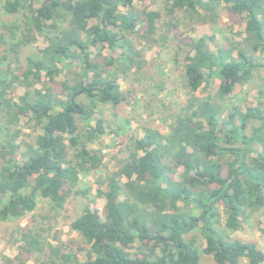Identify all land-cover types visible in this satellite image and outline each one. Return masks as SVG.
Masks as SVG:
<instances>
[{
	"label": "trees",
	"instance_id": "1",
	"mask_svg": "<svg viewBox=\"0 0 264 264\" xmlns=\"http://www.w3.org/2000/svg\"><path fill=\"white\" fill-rule=\"evenodd\" d=\"M160 2L149 11L133 0H0L5 12L20 16L0 24V220L34 212L38 197L50 203L48 214L21 227L17 254L3 264H25L31 256L53 264H199L202 253L216 264L264 261L255 241L231 235L264 211V92L256 105L233 106L223 115L235 83L248 82L264 66L254 55L264 57V0ZM222 4L245 21L242 42L212 49L210 37L201 36L178 47L190 96L168 133L143 126L142 136L129 138L124 157L99 181L98 195L107 200L103 216L84 205L69 224L82 243L47 242L49 215L64 207L67 193H79L81 174L105 166L101 150L88 146L105 133L94 113L99 105L128 104L119 73L145 63L128 37L155 41L179 13L215 23ZM37 35L47 45L31 53ZM207 76L220 87L199 98L195 92ZM18 86L25 94L13 100L8 93ZM25 115L40 132L19 162L14 126Z\"/></svg>",
	"mask_w": 264,
	"mask_h": 264
},
{
	"label": "rangeland",
	"instance_id": "2",
	"mask_svg": "<svg viewBox=\"0 0 264 264\" xmlns=\"http://www.w3.org/2000/svg\"><path fill=\"white\" fill-rule=\"evenodd\" d=\"M133 4L137 9L145 8L149 11L159 10L161 6L160 0H133ZM223 6L222 4L216 11L215 23L209 21L198 23L196 19H188L182 13H179L175 19H171L169 22L167 21L168 18L165 17L166 23L169 24V30L165 31L163 28V30L158 31L153 35L155 41L142 38L140 35L128 37L136 48L141 51L145 63L141 70L131 71L127 76L119 73V84L121 89L127 92L128 104L123 103L117 108H111L109 105H99L98 110L94 113L95 118L103 120L105 133L88 146L101 150L104 154L105 166L97 171L81 174L74 188L79 193H67L68 198L64 207L49 215L51 229L43 235L47 242L55 245L58 242L75 239L82 243L78 234L70 230L69 224L80 213L84 205L97 209L103 216L102 211L107 204V200L98 195V188L101 186L99 181L105 172L111 171L118 160L124 157L125 146L129 143V138L142 136L143 126L154 127L163 134L168 133V127L174 114L182 110L187 98L190 96L182 74L183 52L178 50V47L185 49L183 43L188 38L196 39L201 36L211 38H209V45L212 49H215L217 45L227 46L228 41L235 45L242 42L245 36V21L242 20V17H231ZM19 18V15L9 14L0 6V24L17 22ZM0 31L2 30L0 29ZM7 37L8 35H6ZM46 45L47 38L45 35H37L35 42L28 51L32 53ZM240 46L244 47L245 45L241 44ZM94 51V48H91V52ZM102 53L108 55L109 50L103 49ZM233 54L236 55V49H234ZM254 55L257 61L264 63L262 53L257 52ZM12 67H14L13 63ZM253 75L248 82L235 83L229 98L225 102L226 108L223 115H226L233 106H237L243 111L246 107L257 104L260 91L264 92V66L257 68ZM206 78L208 83L204 82L195 92V95L199 98L213 96L220 87L221 82L218 78L209 76ZM57 79H62V75L57 76ZM54 90L56 94L60 95L58 87H55ZM24 94L23 87L18 86L10 91L8 96L13 100H18L19 96ZM261 100L264 104V98ZM94 124V121H92L91 125L94 126ZM14 129L18 130L15 143L19 146L16 149L15 156L19 162H22L25 159L24 154L27 151L28 144L33 141L40 130L30 125L27 115L19 117V122L14 126ZM259 149L261 148L259 147ZM179 171H181V168ZM49 208V201L38 197L34 212L0 220V264H3L4 258H13L17 254L21 227L25 226L33 215L48 214ZM263 225L264 211L260 210L251 214L248 220L244 222L242 229L233 232L231 235L243 240L255 241L264 253V233L261 232ZM198 244L200 249L199 239ZM135 246L137 244L131 248L133 251L136 250ZM37 257L39 258V256L29 257L25 264H39L40 260H44V264H53L44 257L36 260ZM80 258H85L83 252L80 253ZM55 264H58V261ZM199 264L216 263L210 255L202 253ZM242 264L247 263L243 260ZM262 264H264V261Z\"/></svg>",
	"mask_w": 264,
	"mask_h": 264
}]
</instances>
